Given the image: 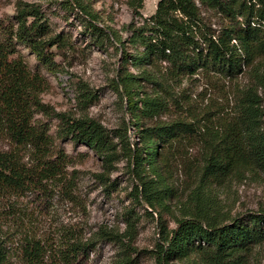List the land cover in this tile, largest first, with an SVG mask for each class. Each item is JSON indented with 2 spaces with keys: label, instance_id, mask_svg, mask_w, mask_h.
I'll list each match as a JSON object with an SVG mask.
<instances>
[{
  "label": "trees",
  "instance_id": "trees-1",
  "mask_svg": "<svg viewBox=\"0 0 264 264\" xmlns=\"http://www.w3.org/2000/svg\"><path fill=\"white\" fill-rule=\"evenodd\" d=\"M62 2L84 17L87 28L104 34L97 28L101 21L87 0ZM126 4L138 15L143 0H126ZM199 6L220 19L217 33L206 25ZM128 27L131 30L125 44L104 24L120 47L114 89L125 97L130 115L128 124L123 121L110 132L86 115L54 113L41 103L48 81L27 68L17 47L32 54L44 72L56 76L61 67L55 58L67 39L51 32L38 7L19 3L11 19L0 20V143L7 146L0 148V264H80L93 244L74 231H62L54 241L37 235L22 222V212L15 204L10 206L16 213L2 212L22 197L33 196L34 202H43L53 189L72 198L64 175L65 155L55 148V138L86 146L107 171L120 160L126 162L136 181L132 200H142L158 214L160 233L154 264H174L192 254L197 255L199 264H257L253 250L264 241V211L245 215L244 222L206 205L202 196L205 179L220 184L249 170L264 175V114L254 88L264 86V0H158L151 16ZM162 63L166 66L160 73ZM129 65L138 73L129 72ZM147 68L157 70L159 79ZM245 72L253 85L240 87L235 83L226 88V83H233ZM195 76L223 85L233 104L223 124L211 129L203 126L201 135L198 108L188 102L183 91L174 92L183 78ZM142 81L152 89H143ZM95 96L83 83L74 86L81 110ZM170 108L184 114L153 121ZM37 113L56 119L54 138L48 126L35 119ZM129 127L134 132L132 141L127 135ZM178 142H202L206 153L199 183L181 205L180 215L174 217L176 227L168 230L159 208H166L164 197L171 188L164 183L160 164L167 166L169 154L165 151ZM104 178L98 175V179ZM15 237L17 248L7 247L5 240ZM130 262L125 259L123 264Z\"/></svg>",
  "mask_w": 264,
  "mask_h": 264
},
{
  "label": "rangeland",
  "instance_id": "rangeland-1",
  "mask_svg": "<svg viewBox=\"0 0 264 264\" xmlns=\"http://www.w3.org/2000/svg\"><path fill=\"white\" fill-rule=\"evenodd\" d=\"M87 1L99 16L101 22L96 26L102 30L103 35L87 28L83 22L84 17L76 9L65 8L62 0H0V20L11 19L19 3L36 5L51 32L67 39V45L58 50L55 58L61 67V72L56 76L44 72L32 54L21 46L17 47L27 68L43 74L48 81V87L40 95L41 103L54 113L86 115L113 132L120 128L123 121L128 124L130 115L126 112L125 97L123 94L119 96L114 89L120 67V47L104 28V24L126 44L131 30L128 25L137 26L143 19L151 16L158 0H143L138 15L132 13L126 0ZM199 8L206 25L217 33L220 19L205 7ZM165 66L166 64H161L160 73ZM147 69L159 79L157 70ZM127 70L133 74L138 73L130 65ZM78 83L85 84L96 94L95 99L84 110L79 108L74 98V86ZM141 83L146 91L152 89L147 82ZM235 83L246 87L253 85L254 81L245 72L225 86L230 89ZM222 87L221 84L199 76L183 78L174 86L175 94L183 91L188 102L198 108L200 135L203 134V126L216 128L229 118L233 104L223 92L226 88ZM117 88L120 91V87ZM254 88L264 114V86L256 85ZM183 114L170 108L153 121L175 119ZM35 119L44 122L50 135L55 137L56 119L43 113L35 114ZM127 135L132 141L133 128H128ZM54 146L65 155L64 175L66 187L72 189V198L64 197L53 189L43 202H34L33 196L11 201L2 210L3 214L15 212L14 208L20 209L22 222L35 230L37 235L47 237L50 241H54L62 231H74L81 238L89 239L93 244L80 264H123L125 259L132 261L128 264H154L160 233L158 214L151 211L142 200L139 199V203L132 200L131 191L136 181L128 173L126 162L120 160L107 171L95 153L84 145L74 144L69 139L55 138ZM5 147L4 142L0 143V148ZM165 153L169 154L168 163L165 167L160 164V170L165 185L171 191L164 197L166 208H159V211L163 224L169 230L176 227L174 217L180 215L181 205L199 183L206 150L202 147V142H178ZM98 175H103L105 180L98 179ZM203 188L202 198L206 205L229 217L238 216L246 222L245 215L264 211V175L258 170L229 176L220 184L205 179ZM12 204H15L13 209L10 206ZM10 223L8 221L9 225ZM262 227L264 229V225ZM5 241L11 249L18 246L17 237ZM253 252L256 254L257 264H264V241ZM174 264H199V260L197 255L192 254Z\"/></svg>",
  "mask_w": 264,
  "mask_h": 264
}]
</instances>
